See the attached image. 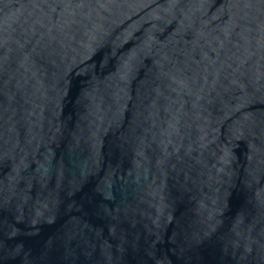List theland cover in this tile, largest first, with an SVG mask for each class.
<instances>
[{"label":"water","instance_id":"obj_1","mask_svg":"<svg viewBox=\"0 0 264 264\" xmlns=\"http://www.w3.org/2000/svg\"><path fill=\"white\" fill-rule=\"evenodd\" d=\"M0 264H264V0H0Z\"/></svg>","mask_w":264,"mask_h":264}]
</instances>
